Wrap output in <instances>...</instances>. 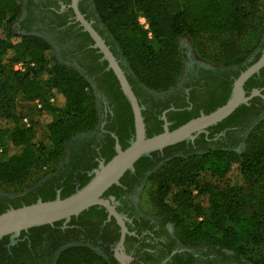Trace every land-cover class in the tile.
I'll use <instances>...</instances> for the list:
<instances>
[{
  "label": "trees",
  "instance_id": "trees-1",
  "mask_svg": "<svg viewBox=\"0 0 264 264\" xmlns=\"http://www.w3.org/2000/svg\"><path fill=\"white\" fill-rule=\"evenodd\" d=\"M20 2L0 0V182L11 185L19 183L21 178L34 171L50 166H54V169L48 175L54 174L62 155L70 151L71 145L75 143L73 140L93 132L99 126L103 114L101 100L96 101L88 91L91 87L93 93L90 75L56 57L51 45L42 38L14 32L13 25L21 12ZM93 2L98 24L103 28L101 36L125 71L143 108L147 138L162 134L164 122L152 115L151 105L143 96L148 93H166L175 87L182 69L178 52L179 38H195L201 33L243 35L264 6V0ZM140 16L145 17L148 29L140 24ZM152 41L159 45L157 51ZM102 56L99 54L96 57ZM260 56L261 52L249 63L245 58L234 65L216 68L215 71L204 70L203 73L209 78H213L215 73L225 78L220 80V99L212 98L211 105L205 108V115L227 103L234 81ZM20 62L34 64V67L25 73L14 71L13 66ZM126 63L140 70L141 76L129 73ZM107 66L105 61L104 68ZM260 74H264V68ZM261 76L255 75L246 83L244 89L248 95L254 89H264V76ZM97 80L102 83L100 94L109 102L115 119L125 129V138L128 139V134L135 133L134 115L119 81L112 71ZM47 96H52L55 103L50 105L46 102L45 110L49 116L46 120L42 121V112L33 106L25 115L17 113L19 104L30 105L38 99L47 100ZM257 105L262 107L260 97H254L249 105L239 107L218 128L211 127V130L217 132L224 127L239 125L259 110ZM158 114L161 115V111ZM174 115L176 119H169V122H176L170 131L199 117L198 112L187 110ZM25 117L30 120L29 128L22 124ZM262 118L264 114L255 121ZM40 121L44 125L42 130L46 141L37 144L33 140ZM260 139L258 149L249 155L218 147L199 152L189 151L182 142L165 149V155L174 158L172 160H189V163L163 178L159 183L157 198L169 209L194 214L199 220L186 232V240L194 247L191 249L199 255V264H264V134ZM120 140L123 143L122 135ZM113 145L112 140L110 147L106 148V152L109 148V152L105 153L106 163L116 156ZM128 146L123 143L122 149ZM147 163H150L149 158H143L134 167L141 171ZM91 179L85 176L79 189ZM73 181L74 175L70 177V187L62 191L61 199L76 192ZM57 189L52 188L42 194L41 201L55 200ZM36 202V198L26 199V206ZM21 207L18 204L14 209ZM99 208L92 207L79 216L86 217L92 211L102 216L104 208L98 211ZM5 212L3 210L0 215ZM160 219L164 226L178 221L177 216H163ZM74 250L67 249L57 264H92L87 257L74 259ZM173 250L174 246L167 255ZM172 261L193 264L195 260L190 254H179Z\"/></svg>",
  "mask_w": 264,
  "mask_h": 264
},
{
  "label": "flooded vegetation",
  "instance_id": "flooded-vegetation-1",
  "mask_svg": "<svg viewBox=\"0 0 264 264\" xmlns=\"http://www.w3.org/2000/svg\"><path fill=\"white\" fill-rule=\"evenodd\" d=\"M73 6L74 0H22L21 15L15 23L19 33H16L42 38L51 45L56 57L66 60L67 64L76 70L92 77L93 90L103 107L100 124L93 132L73 140L75 143L71 145L70 151H67L54 174L48 175L27 192L9 194L0 191V213L14 209L18 204L26 206V199L36 198L37 202L41 201L42 194L52 188H58L56 197L58 194L61 197L62 191L70 187L68 183L72 175L73 185L79 189L85 176L92 177L101 164H107L105 153L109 152V148L107 152L106 148L110 147L112 140L116 152L117 144L123 147V143L129 144L133 137L128 134L129 138H125V129L115 119L107 99L100 94L102 83L97 79L109 72L108 66L104 68L103 56L97 59L99 50L93 53L96 50L94 42L91 37L89 39L90 35L78 20ZM77 9L101 36L103 28L98 24L93 0H78ZM215 69L190 63L186 65L182 78L174 88L166 93L145 94L143 98L150 103L152 115L160 121L166 117L170 124L169 129L176 123L169 122V119H176L174 114L181 111L198 112L199 117L205 115V108L211 105L212 98L220 99L222 93L220 80L225 79L222 74L215 73L213 78H209L203 73L204 70ZM258 75L261 76L260 73ZM263 76L264 74L261 77ZM260 91L262 94L264 89ZM257 106L259 110L239 125L224 127L217 132L212 131V127L207 130V135L201 134L194 141L182 143L186 150L196 152L216 147L239 151L245 145L250 130L257 123L255 120L264 114L263 100L262 107ZM160 111L161 115L158 114ZM219 124L214 128H218ZM121 135L123 143L120 140ZM166 157L165 150L154 153L149 158L150 163L144 165L141 171L134 167V171H128L120 179L119 185L111 187L103 195V199L108 200L119 214L126 217L128 233L121 249H118L121 228L113 217L109 218L105 208L101 211L103 207H100L98 211L102 212V216L92 211L86 217L71 219L67 224L61 221L46 225L49 227L22 231L13 239L11 236L0 239V264H57L61 254L67 249L79 248L94 252L107 264H179L172 261V258L179 254H190L195 260L193 264H199V255L195 250L181 246L172 233L171 224L164 226L160 218L143 214L139 209V193L144 178L158 160ZM76 162L79 167L75 165ZM173 246L174 250L167 255Z\"/></svg>",
  "mask_w": 264,
  "mask_h": 264
},
{
  "label": "water",
  "instance_id": "water-1",
  "mask_svg": "<svg viewBox=\"0 0 264 264\" xmlns=\"http://www.w3.org/2000/svg\"><path fill=\"white\" fill-rule=\"evenodd\" d=\"M78 0H74V9L78 20L94 42V48L103 55V60L108 63L107 70L112 71L119 81L121 90L130 104L134 115L135 133L126 149L117 144L116 156L107 164H101L93 173L92 179L84 187L77 189L71 196L61 199L60 194L55 200L49 202L38 201L30 206L18 209H10L0 215V239L11 236L18 237L22 231L46 225H53L63 221L65 224L73 217H78L92 207L105 208L109 218L113 217L121 228V238L118 249L123 247L128 229L126 217L119 214L103 195L113 186L120 184V179L128 172L134 171V166L143 158H151L156 152L175 146L181 142H190L201 134H208L207 130L230 117L242 105H249L254 97H260L264 102V95L260 90L252 91L247 95L244 87L255 75L264 68V47L261 56L256 63L249 66L234 81L227 103L209 115H202L185 125L170 131L166 117L162 134L147 138L146 126L142 114L143 108L134 93L133 87L128 81L125 71L112 53L110 47L103 38L89 24L77 9Z\"/></svg>",
  "mask_w": 264,
  "mask_h": 264
},
{
  "label": "rangeland",
  "instance_id": "rangeland-1",
  "mask_svg": "<svg viewBox=\"0 0 264 264\" xmlns=\"http://www.w3.org/2000/svg\"><path fill=\"white\" fill-rule=\"evenodd\" d=\"M20 3L22 9V0ZM139 22L142 26L148 25L144 16L139 17ZM13 30L15 33H19L18 26H16L15 24L13 25ZM263 44L264 6L260 9L257 17L252 21L251 24H249V27L243 35L216 36L207 33H201L195 38H190L188 36L179 38L178 52L180 59L182 60V69L175 83V86L182 78L186 65L190 63H195L201 66L205 65L213 68H224L229 65H234L235 63L245 58L249 62L259 52H261V50L263 49L261 48ZM152 45L156 51L159 49V45L155 41H152ZM130 63L134 64L133 62ZM130 63H126L129 73H134L137 77H140L141 71L136 70ZM71 67L74 68L73 66ZM88 91L92 97H95L97 101L98 98L95 91L93 90L92 93L91 87ZM43 101L45 105L46 102L48 104V99H45ZM31 106L32 105L29 104H19L17 107V113L25 115L27 114ZM41 117L43 118L42 121L46 120L49 117L46 113V110L45 112H42ZM43 126L44 125H42L40 121V126L37 128V133L33 140L37 144H42L46 141L45 136L43 135ZM263 134L264 118L258 121L250 130L245 141V145L242 147V149L234 152L237 154H252L255 150L258 149L261 140L260 138ZM64 157L65 155H62L59 164L62 162ZM172 159L174 158H169L167 156L164 159L158 160V162L153 165L150 173L144 178V181L142 183V189L139 193L138 205L140 211L148 216L157 218L163 216H177L178 221L175 223H170L172 225V233L177 238L181 246L187 249H191L194 247H191L192 243L189 240H186V232L190 231L195 224L199 223V220L194 216V214H184L169 209L157 198L159 183L163 180V178L170 172L182 168L189 163V160L174 161ZM53 169L54 166H50L39 171H34L27 177L21 178L19 183L17 182L15 185L0 182V191L9 194H18L20 192L27 191L44 180L48 176V174L52 172ZM72 255L74 259L79 257H87L89 258V260H91L92 264H107L96 254L90 253L85 249H75L72 252ZM261 256H263V254Z\"/></svg>",
  "mask_w": 264,
  "mask_h": 264
},
{
  "label": "built area",
  "instance_id": "built-area-1",
  "mask_svg": "<svg viewBox=\"0 0 264 264\" xmlns=\"http://www.w3.org/2000/svg\"><path fill=\"white\" fill-rule=\"evenodd\" d=\"M144 28L148 29V25L147 26H144ZM32 67H34V64H28L26 62H20V63H16L13 66V69H14V71L21 72V73H25V72H27V70L29 68H32ZM54 103H55L54 98L52 96H50L48 98V104L51 105V104H54ZM30 105H32L33 107H35L37 110H39L41 112H45V103L41 99H38V100L32 102ZM22 124L26 128H29L30 125H31L29 118H27V117L23 118Z\"/></svg>",
  "mask_w": 264,
  "mask_h": 264
}]
</instances>
